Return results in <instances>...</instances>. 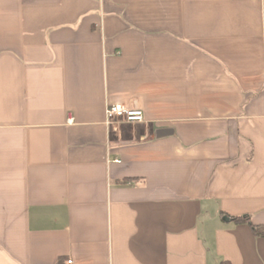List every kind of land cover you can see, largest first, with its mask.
Here are the masks:
<instances>
[{
  "label": "crops",
  "instance_id": "crops-1",
  "mask_svg": "<svg viewBox=\"0 0 264 264\" xmlns=\"http://www.w3.org/2000/svg\"><path fill=\"white\" fill-rule=\"evenodd\" d=\"M256 228L264 0H0V264H264Z\"/></svg>",
  "mask_w": 264,
  "mask_h": 264
},
{
  "label": "built area",
  "instance_id": "built-area-1",
  "mask_svg": "<svg viewBox=\"0 0 264 264\" xmlns=\"http://www.w3.org/2000/svg\"><path fill=\"white\" fill-rule=\"evenodd\" d=\"M106 124L114 123L138 124L143 123L144 115L143 109L139 104L123 105L115 104L109 105L105 109ZM61 264H74L73 260L68 258Z\"/></svg>",
  "mask_w": 264,
  "mask_h": 264
},
{
  "label": "trees",
  "instance_id": "trees-1",
  "mask_svg": "<svg viewBox=\"0 0 264 264\" xmlns=\"http://www.w3.org/2000/svg\"><path fill=\"white\" fill-rule=\"evenodd\" d=\"M235 223H244V224H249V218L244 216V217H238V218H233L232 219ZM255 233L257 234L259 232V235H264V229L259 230L256 228L254 229Z\"/></svg>",
  "mask_w": 264,
  "mask_h": 264
},
{
  "label": "water",
  "instance_id": "water-1",
  "mask_svg": "<svg viewBox=\"0 0 264 264\" xmlns=\"http://www.w3.org/2000/svg\"><path fill=\"white\" fill-rule=\"evenodd\" d=\"M157 136H158V137H159V136L161 137V136H164V134H163V133H159Z\"/></svg>",
  "mask_w": 264,
  "mask_h": 264
}]
</instances>
